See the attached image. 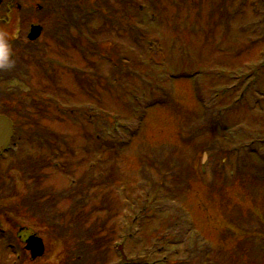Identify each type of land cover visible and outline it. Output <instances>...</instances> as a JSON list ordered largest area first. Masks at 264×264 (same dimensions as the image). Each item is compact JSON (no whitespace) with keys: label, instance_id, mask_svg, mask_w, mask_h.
I'll return each mask as SVG.
<instances>
[{"label":"rangeland","instance_id":"1","mask_svg":"<svg viewBox=\"0 0 264 264\" xmlns=\"http://www.w3.org/2000/svg\"><path fill=\"white\" fill-rule=\"evenodd\" d=\"M60 1L20 4L48 32L63 11L40 6ZM123 1H61L122 22L88 13L99 32L70 30L54 82L31 70L30 101L0 102L47 111L17 116L0 158V264H209L211 247L217 264H264V0Z\"/></svg>","mask_w":264,"mask_h":264},{"label":"flooded vegetation","instance_id":"2","mask_svg":"<svg viewBox=\"0 0 264 264\" xmlns=\"http://www.w3.org/2000/svg\"><path fill=\"white\" fill-rule=\"evenodd\" d=\"M33 1L30 0V4ZM23 12L24 9L20 0H0V33L10 34L12 30H16L15 33L12 31L13 37L9 38V40H13L10 43L15 53V67L12 70L0 71V102L5 101V99L20 100L23 96L30 100L32 92L25 89L21 90V85H26L31 79V70H34L36 75V69L40 68L43 79L51 85L55 80L52 54H63L70 49L69 36L67 35L71 29H68V22L63 13L57 14L56 26L46 32L43 25L32 23L31 17ZM39 12L50 13L49 15L55 14L54 5L46 3L44 7L40 6ZM80 16V14H76L74 19L77 17L79 19ZM35 26H39L42 33L37 40L31 41L29 35ZM45 37H47V42ZM44 40L47 44L41 45Z\"/></svg>","mask_w":264,"mask_h":264},{"label":"trees","instance_id":"3","mask_svg":"<svg viewBox=\"0 0 264 264\" xmlns=\"http://www.w3.org/2000/svg\"><path fill=\"white\" fill-rule=\"evenodd\" d=\"M61 1H63V0H61ZM59 2V3H57V5H54V11H58V10H60V11H63V14L66 16V20H67V22H68V29H72V28H76V27H79L81 24H80V22L82 21H79V19L84 15H87L88 13L87 12H85V8L84 7H82V6H80V5H75V4H71V3H69V2H66V3H68V4H70V5H68V4H65L64 2ZM106 1V0H105ZM123 0H121V2H122ZM124 2V1H123ZM125 2L126 3H128V0H125ZM151 2H152V0H151ZM131 3V2H130ZM148 3V2H147ZM106 4V3H105ZM122 5V4H121ZM109 6V5H108ZM146 6H147V8L149 9V11H151V6H149V5H147L146 4ZM125 7H127V6H125ZM133 8H136V6L134 5V6H130V9L131 10H133ZM103 9H105L108 13H109V16L110 17H112L113 19H115V22L117 21L116 19H119V21L120 22H122V19H121V17L120 18H118V14L115 12H112L109 8H103ZM105 10H103L102 11V13H101V15L103 16V18H106L107 20H105V21H109L108 20V17L107 16H105V14H104V12H105ZM109 10L111 11V12H109ZM128 11V13L130 12V10H127ZM76 14H80L81 16L79 17V19H78V17L76 18V19H74L75 18V15ZM89 22L90 21H88L87 23L89 24ZM89 30H91V28L89 27ZM92 32L94 31L93 29L91 30ZM99 31H94V33H98ZM94 39L96 38L95 36L93 37ZM97 38H98V36H97ZM81 40V39H80ZM81 43H83V40H81ZM90 48H92V46H89ZM95 49V51L94 52H92L91 50L90 51H88L87 53L88 54H97V49L96 48H94ZM91 52V53H90ZM54 78H55V75H54ZM42 102V101H41ZM41 102H40V104H41ZM46 103V102H45ZM43 108L44 107H41L39 104H36V103H34L33 105L31 104V106H30V113H33V114H35V112H37V114H44V113H47V111L45 110H43ZM27 115H26V118L25 119H27V118H29L30 119V115H33V114H29V113H26ZM41 118H44V116L42 117L41 116ZM29 122V121H28ZM23 124L25 125V126H28V125H30V123H25V122H23ZM34 127H36V128H39V129H41V127H40V125L39 124H36V125H34ZM36 130V129H35ZM51 146V143L49 144V146H48V150H49V147ZM253 156H255V155H253ZM26 158V157H25ZM29 158V157H28ZM32 158V157H31ZM34 158V157H33ZM29 164V163H28ZM34 165H38V166H40L41 165V163H38V162H36V164H34ZM42 168H41V170L43 169V168H46V165H43V166H41ZM248 177H249V175H247ZM38 183H41V181L40 182H38ZM35 185H37V183L35 184ZM88 188H92V186L91 185H89V187ZM42 190H43V188L41 187V191H38L36 194H35V196H36V202H38L39 201V199H40V197L41 196H43L44 194H43V192H42ZM87 190H89V189H87ZM88 195V194H87ZM84 196H86V194L84 193ZM83 196V197H84ZM73 197H79V198H82L83 199V197H80V195L79 194H75ZM37 203H35V204H31V206L32 207H40L38 204L36 205ZM35 211H37V213L38 212H42V208L40 209V210H35ZM260 219V218H259ZM260 221V220H259ZM61 227H63L62 225H61ZM67 226L65 225L64 226V229L66 228ZM78 256H80V255H78ZM84 256V255H83Z\"/></svg>","mask_w":264,"mask_h":264},{"label":"water","instance_id":"4","mask_svg":"<svg viewBox=\"0 0 264 264\" xmlns=\"http://www.w3.org/2000/svg\"><path fill=\"white\" fill-rule=\"evenodd\" d=\"M42 33L40 27H33L29 36L31 41L37 40ZM13 138V125L12 122L5 116H0V153L5 151ZM26 250L31 253L33 260L42 257L45 253L43 241L36 237H31L27 241Z\"/></svg>","mask_w":264,"mask_h":264},{"label":"clouds","instance_id":"5","mask_svg":"<svg viewBox=\"0 0 264 264\" xmlns=\"http://www.w3.org/2000/svg\"><path fill=\"white\" fill-rule=\"evenodd\" d=\"M14 50L6 33H0V71L15 67Z\"/></svg>","mask_w":264,"mask_h":264}]
</instances>
